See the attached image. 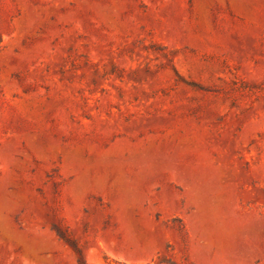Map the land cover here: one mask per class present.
<instances>
[{
	"label": "rangeland",
	"instance_id": "1",
	"mask_svg": "<svg viewBox=\"0 0 264 264\" xmlns=\"http://www.w3.org/2000/svg\"><path fill=\"white\" fill-rule=\"evenodd\" d=\"M0 264H264V0H0Z\"/></svg>",
	"mask_w": 264,
	"mask_h": 264
}]
</instances>
